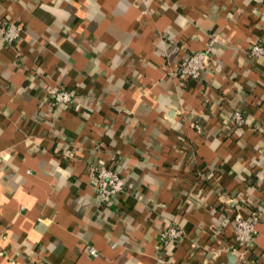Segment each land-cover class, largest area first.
Here are the masks:
<instances>
[{"label": "crops", "instance_id": "1", "mask_svg": "<svg viewBox=\"0 0 264 264\" xmlns=\"http://www.w3.org/2000/svg\"><path fill=\"white\" fill-rule=\"evenodd\" d=\"M9 22L22 31L0 33V264H264V56L250 52L264 0H0ZM208 47L212 67L183 81L180 61ZM60 89L72 104L51 101ZM92 162L127 178L117 201ZM235 208L263 210L244 258ZM173 222L184 235L161 242Z\"/></svg>", "mask_w": 264, "mask_h": 264}, {"label": "built area", "instance_id": "2", "mask_svg": "<svg viewBox=\"0 0 264 264\" xmlns=\"http://www.w3.org/2000/svg\"><path fill=\"white\" fill-rule=\"evenodd\" d=\"M22 26L15 22H9L0 26V33L4 37L7 44L12 45L21 35ZM252 55L260 57L264 56V43L256 40L250 47ZM212 67V52L208 47L205 50H196L186 58L182 59L179 64L178 74L183 81L188 79H199L204 72ZM51 101L60 105H70L75 98L74 92L67 89H60L52 92ZM234 124L243 125L245 116L242 110L236 109L231 118ZM199 127V123L195 124ZM89 176L94 186L104 202L110 203L117 201L119 196L129 189L127 178L122 175L112 165L106 163L92 162L89 166ZM225 209L230 215L229 209ZM233 222V242L231 244L232 251L238 253L240 258H244L246 253L254 246L257 225L263 218V210L255 209L249 215H244L238 209L231 211ZM184 235L182 226L173 222L164 228L160 234V241L180 239ZM89 252L93 256L98 255V251L94 246L89 247ZM1 255L5 252L1 251ZM12 263H16L14 257L10 258Z\"/></svg>", "mask_w": 264, "mask_h": 264}]
</instances>
